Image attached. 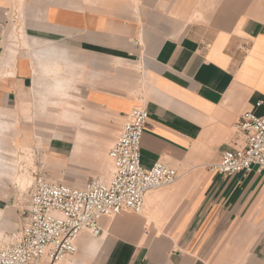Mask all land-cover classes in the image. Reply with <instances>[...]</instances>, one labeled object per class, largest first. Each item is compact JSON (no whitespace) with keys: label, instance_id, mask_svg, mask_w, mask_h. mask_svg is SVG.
Wrapping results in <instances>:
<instances>
[{"label":"crops","instance_id":"1","mask_svg":"<svg viewBox=\"0 0 264 264\" xmlns=\"http://www.w3.org/2000/svg\"><path fill=\"white\" fill-rule=\"evenodd\" d=\"M14 9L17 52L6 39ZM125 55L142 63V163L176 169L178 190L151 225L144 212L104 218L89 264H264V171L212 169L243 145L241 116H264V0H0V107L23 97L39 111L54 69L75 73L69 96L124 119L137 101L111 86Z\"/></svg>","mask_w":264,"mask_h":264},{"label":"rangeland","instance_id":"2","mask_svg":"<svg viewBox=\"0 0 264 264\" xmlns=\"http://www.w3.org/2000/svg\"><path fill=\"white\" fill-rule=\"evenodd\" d=\"M14 13H17L16 9L7 25L6 39L12 43L8 47L17 52L24 46L23 25L19 24L18 14ZM135 61L136 58L125 55L123 63L117 62L124 77L120 86L111 88L134 98L136 107H146L137 67L142 63L136 64ZM64 74L60 76V72L54 69L42 73V87L49 94L41 97L43 104L39 111L33 105L23 106V97L21 101L0 107V247L10 245L20 237L35 178L41 176L80 188L91 179L107 182L112 177L110 150L127 115L121 119L102 109L87 106L82 95L69 96V91H74L75 73ZM53 87L56 90L59 87L62 94L57 90V95H51L55 91ZM176 182L147 194L143 212L148 214L150 225L151 221L158 219L156 210L172 203L163 197L172 190H178L174 188ZM158 194L161 199L151 203L149 198ZM124 214L137 215L133 212ZM101 238L88 231L83 232L77 240L78 252L64 257L57 264H89L88 260L96 256ZM86 245L88 248L84 252Z\"/></svg>","mask_w":264,"mask_h":264},{"label":"built area","instance_id":"3","mask_svg":"<svg viewBox=\"0 0 264 264\" xmlns=\"http://www.w3.org/2000/svg\"><path fill=\"white\" fill-rule=\"evenodd\" d=\"M148 120L144 106L127 114L110 150L113 171L109 181L91 179L78 188L35 178L21 235L0 247V264H57L78 252L77 240L83 232L102 236L104 218L140 214L150 191L175 183L179 175L173 167L162 161L150 168L142 163L141 144ZM236 131L243 145L223 152L212 169L224 176L250 173L254 168L264 171V116L245 112Z\"/></svg>","mask_w":264,"mask_h":264},{"label":"bare ground","instance_id":"4","mask_svg":"<svg viewBox=\"0 0 264 264\" xmlns=\"http://www.w3.org/2000/svg\"><path fill=\"white\" fill-rule=\"evenodd\" d=\"M24 185H26V184H24Z\"/></svg>","mask_w":264,"mask_h":264}]
</instances>
